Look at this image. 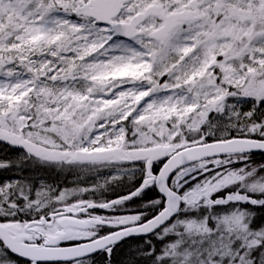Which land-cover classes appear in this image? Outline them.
I'll list each match as a JSON object with an SVG mask.
<instances>
[{
    "label": "snow or ice",
    "instance_id": "1",
    "mask_svg": "<svg viewBox=\"0 0 264 264\" xmlns=\"http://www.w3.org/2000/svg\"><path fill=\"white\" fill-rule=\"evenodd\" d=\"M0 264H264V0H0Z\"/></svg>",
    "mask_w": 264,
    "mask_h": 264
}]
</instances>
